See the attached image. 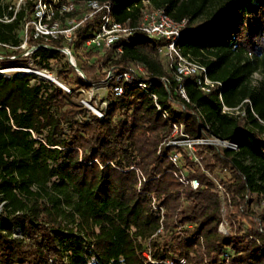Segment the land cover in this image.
Listing matches in <instances>:
<instances>
[{
    "label": "trees",
    "instance_id": "1",
    "mask_svg": "<svg viewBox=\"0 0 264 264\" xmlns=\"http://www.w3.org/2000/svg\"><path fill=\"white\" fill-rule=\"evenodd\" d=\"M98 1L112 2L114 18L131 27L149 7L185 18L178 47L222 82V99L217 86L205 93L192 76L182 82L184 99L157 50L161 40L141 31L104 55L84 51L89 24L70 44L84 76L67 62L76 84L90 89L106 77L103 66L121 73L134 63L144 71L130 81H109L104 118L68 102L60 86L36 74L0 75V264H165L180 258L187 264H264V210L252 208L253 195L264 197V0ZM23 15L0 21V42L15 54ZM40 42L30 38L28 45ZM50 45L61 48L62 40ZM59 54L43 46L33 53L45 68ZM255 72L258 85L252 84ZM57 75L69 80L63 68ZM139 80L151 83L156 100L139 90ZM116 84L124 88L118 97ZM173 122L183 123L190 138L211 134L237 142L238 149L195 145L197 164L185 148L163 143ZM182 176L197 180V187L184 185ZM216 181L226 191L229 234L218 231ZM153 205L163 208L162 219ZM14 227L21 238L13 236Z\"/></svg>",
    "mask_w": 264,
    "mask_h": 264
},
{
    "label": "built area",
    "instance_id": "2",
    "mask_svg": "<svg viewBox=\"0 0 264 264\" xmlns=\"http://www.w3.org/2000/svg\"><path fill=\"white\" fill-rule=\"evenodd\" d=\"M144 1L148 2L149 0ZM0 5L3 9L0 21L4 23L12 22L18 11L24 13L21 26L25 37L23 44L21 43L22 45L20 44L18 47L21 48L22 46L32 54L38 50L39 47L43 46L48 50H58L66 56L69 55L73 57L70 44L77 37V31L86 24H89L88 33L90 37L85 41L83 50L92 51L98 55H104L114 44L127 41L136 31H141L150 38L161 40L162 43L158 46L157 50L166 57L167 64L172 69L173 76L178 82L179 93L184 99L187 100V96L182 82L189 76L194 77L197 87L205 93L210 92L217 86L218 97L220 100L222 99V82L210 79L207 74L206 66L189 54H183L178 47L182 29L186 25V19L175 20L162 8H145L138 25L131 27L114 18L112 2H100L98 0H84L81 2H75L74 0H13V2L10 3L8 0H0ZM30 38L33 40H41V42L28 45V40ZM57 39L62 40L61 48L50 45L51 41ZM0 46L10 45L0 42ZM10 47L13 49L12 46ZM121 51V47L118 46L116 52L121 53ZM16 56L17 55L13 53L9 57L15 58ZM3 58L4 56L0 54V60ZM73 59L75 60L74 57ZM20 69L23 71L26 70L24 73H31L30 71H32L29 68ZM4 71V68H0V75L3 76L1 72ZM34 71L35 70H33V72ZM141 74H144L143 67L134 63H131L127 69L121 73H117L112 67H107L104 82L108 85L111 79L115 81L119 79L130 81L134 76H139ZM5 77H10V75ZM137 86L140 91L156 100V94L152 91L150 82L139 80ZM61 88L67 92H71V90L63 84H61ZM123 93L124 88L121 84H116L113 87L114 96L118 97L123 95ZM245 101L249 102L248 99ZM82 103L84 105L89 104L86 101ZM103 103L107 105V102ZM156 106L160 109L158 104H156ZM237 109L238 107L230 108L223 105V111L236 110V112H238ZM93 110L98 117L104 116L101 111L95 108ZM162 115L165 118L169 116L164 110L162 111ZM163 143L166 145L183 147L188 151V154L192 153L193 155L195 145L212 144L232 150L238 149L237 142L221 139L211 134L207 137L190 138L184 132L183 123L181 122L172 123V133L169 139ZM170 158L174 163H177L178 154L172 153ZM180 180L185 185L189 183L193 189L198 185L195 179L189 181L182 176ZM153 207L159 209L162 219L163 208L158 205H153ZM226 225L227 221L224 215H222V219L218 225V231L223 234H229L230 230L225 228ZM161 229L162 226H160L158 231ZM146 256L147 258L149 257L148 254H146ZM223 256L227 259L228 253L224 252ZM164 263L187 264L185 258H180L177 262L169 259L164 261Z\"/></svg>",
    "mask_w": 264,
    "mask_h": 264
},
{
    "label": "rangeland",
    "instance_id": "3",
    "mask_svg": "<svg viewBox=\"0 0 264 264\" xmlns=\"http://www.w3.org/2000/svg\"><path fill=\"white\" fill-rule=\"evenodd\" d=\"M8 2L11 3V2H13V0H8ZM254 2H255V0H254ZM18 36L20 37L21 43L23 44V40H24L25 36H24L23 30H22V26L18 29ZM12 50L13 49L10 46H0V54L2 56H4V58L0 60V68L5 69L4 72H1L3 74V76L4 75L5 76H7V75L12 76V75L29 74V73H24V72H26V70L23 71L20 69V68H29L32 70V71H30L31 73L36 74L38 76L39 80H43L45 82H48V81L53 82L51 80L55 79L56 81H59L61 84L65 85L67 88H69L71 90V92H67L63 89L68 94V97H67L68 102L81 104L82 106L87 108L89 110V112H91L92 114L97 116L93 110L95 108L104 114L103 117L97 116L98 118H104L105 117V110H106L108 103L110 102V99L108 97V92H107V84H106V82H104L105 77L102 78L101 81H99L98 83L94 84L90 89H83L78 84L75 83L76 74L72 71L71 67L67 65V62L69 63L67 56L64 53H62L61 51H60L59 55H56V56H54L48 60V67L45 68L44 66H46V65H44L43 62L39 63V61L42 58L39 56L35 57L26 48L21 46V48H19V53H16L17 56L15 58L9 57L13 54ZM84 60L86 62H88L87 57H84ZM91 61H92V59H91ZM75 63H76V66L81 70V68L79 67L80 66L79 62H77L75 60ZM61 68L66 70V75L69 77V80H67L66 82L63 81L62 78L57 75V72ZM106 68H107L106 66H103L102 72L106 73ZM73 69L75 70L74 67H73ZM33 70H35L36 72L35 71L33 72ZM42 74L44 76H47V78L43 77ZM77 74H79V73L77 72ZM49 78H51V79H49ZM260 79H261V74L259 72H255L252 75V84L258 85V82ZM53 83H55V82H53ZM83 101H86L89 104L84 105L82 103ZM103 102H107V105H105V103H103ZM88 115L89 114H87V116ZM77 118H81V117H77ZM189 155L191 157H193L194 162H196L197 164L199 163V158L196 155L194 156L192 153H190ZM186 172H187V170L183 171V173L185 175H186ZM205 172L208 174V172L206 170H205ZM216 190H217V192H218V194L222 200L221 213H222V215H224V217L227 221V225L225 226V228L227 230L229 229L231 232L233 227L230 224L229 220L226 218V214H227L228 209L224 205L225 204L224 198L226 197V191L223 188V186L221 184H219L217 181H216ZM252 198H253L252 208H253L255 213L260 214L264 210L263 197L253 195ZM183 209L186 212L190 211V206H189V203L187 201H184ZM2 210H3V201L0 200V212ZM13 236L17 237V238L22 237V234L19 231L18 227L13 228ZM148 259H150V257H148ZM50 261H52V260H50Z\"/></svg>",
    "mask_w": 264,
    "mask_h": 264
},
{
    "label": "water",
    "instance_id": "4",
    "mask_svg": "<svg viewBox=\"0 0 264 264\" xmlns=\"http://www.w3.org/2000/svg\"><path fill=\"white\" fill-rule=\"evenodd\" d=\"M67 59L69 61V63L75 68V70L83 77V73L82 71L76 66L75 60L73 59V57L71 56H67ZM51 81L55 82L56 84H58L61 87V83L59 81H56L55 79H52Z\"/></svg>",
    "mask_w": 264,
    "mask_h": 264
},
{
    "label": "bare ground",
    "instance_id": "5",
    "mask_svg": "<svg viewBox=\"0 0 264 264\" xmlns=\"http://www.w3.org/2000/svg\"><path fill=\"white\" fill-rule=\"evenodd\" d=\"M42 76L47 78V76H44L43 74H42ZM49 79H51V78H49Z\"/></svg>",
    "mask_w": 264,
    "mask_h": 264
}]
</instances>
